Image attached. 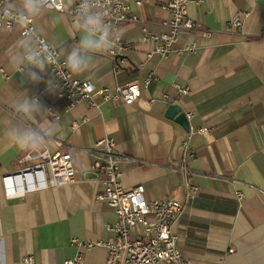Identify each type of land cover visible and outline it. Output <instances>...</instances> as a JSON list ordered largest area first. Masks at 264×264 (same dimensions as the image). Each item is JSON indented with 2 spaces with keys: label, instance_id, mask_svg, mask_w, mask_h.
I'll return each instance as SVG.
<instances>
[{
  "label": "crops",
  "instance_id": "1",
  "mask_svg": "<svg viewBox=\"0 0 264 264\" xmlns=\"http://www.w3.org/2000/svg\"><path fill=\"white\" fill-rule=\"evenodd\" d=\"M168 1L130 2L138 20L121 24L115 36L134 46L118 61L110 52L100 55L95 68L74 76L99 91L155 75L132 105L97 96V106L70 109L59 89L47 91L46 81L55 78L51 68L40 83L21 86L24 29L0 26V264H24L28 256L35 264H64L79 255L82 264H109L108 248L93 244L117 237L107 229L117 215L95 198L106 176L95 174L87 152L106 136L129 159L121 165L126 188L144 185L148 202L185 203L173 230L186 258L194 264H264V0H191L197 27L181 32L168 58H148L153 45L142 42L143 29L168 31ZM5 3L0 0V9ZM70 8L61 24L51 20L59 13L47 10L34 25L63 60L79 42ZM237 16L240 30L231 23ZM25 91L58 112V119L48 113L44 121L63 125L56 140L64 145L46 142L40 150L70 152L78 181L9 200L2 175L25 167L30 152L11 135L15 124L29 123L13 108ZM171 105L188 115L190 132L167 117Z\"/></svg>",
  "mask_w": 264,
  "mask_h": 264
},
{
  "label": "built area",
  "instance_id": "2",
  "mask_svg": "<svg viewBox=\"0 0 264 264\" xmlns=\"http://www.w3.org/2000/svg\"><path fill=\"white\" fill-rule=\"evenodd\" d=\"M132 1L137 6H141L145 0H99L100 9L106 12V22L111 24L115 31L125 22L138 20L130 10L129 5ZM78 4L69 9V14L74 18L75 8ZM49 5L48 10L57 11L52 6L53 0H49ZM190 5L191 0H169L164 6L170 13V18L165 23L169 28L168 31L155 34L146 28L143 29L142 42L153 45V49L146 55L148 58L154 56L168 58L181 32L192 31L197 27L195 19L189 14ZM2 10L0 9V26L12 27L15 23L14 18H5ZM231 23L239 30L243 27V21L238 16L233 18ZM34 25L35 22L30 26L34 27ZM42 38L48 41L44 35ZM133 46L131 43L117 40L110 55L115 61H118L122 53ZM195 48L193 46L188 50L192 52ZM55 51L58 64L53 65L51 70L55 75L57 89L61 91L60 96L69 100L68 107L70 109L80 104H87L90 107L97 106V96H100L104 102L132 105L142 96L144 89H148L156 79L155 75L150 74L143 78L141 84L114 88L104 87L96 91L90 81L80 80L69 73L63 67L64 60L61 59L60 53L56 49ZM56 71L63 73L64 79H59L56 76ZM178 88L181 95L188 93L187 88ZM164 98L167 99L168 95H165ZM48 109L52 112L49 113L50 116L55 119L59 118V114L53 106ZM74 126L79 128L80 124L75 123ZM53 142L58 148L64 145L59 140H53ZM87 152L93 156L92 167L95 174L106 176L102 183L103 190L97 195V200L112 208L117 215V221L107 225V229L114 231L117 237L93 244L108 248L109 264H193L192 260L186 258L180 251L179 237L173 230V225L180 217L185 203L179 200L147 202L144 196L146 190L143 185L125 189L121 182L123 176L121 165L129 159L118 152L117 143L112 137H103L93 149ZM22 162L27 165L17 171L2 175L4 194L9 200L22 198L26 193L41 191L47 187L55 188L68 185L76 179L73 157L68 152H52L45 147L44 150L30 151ZM195 193L196 189L190 187L189 197L193 198ZM82 261L83 258L79 255L73 260L66 261L65 264H82ZM24 264H35L34 258L26 257Z\"/></svg>",
  "mask_w": 264,
  "mask_h": 264
},
{
  "label": "clouds",
  "instance_id": "3",
  "mask_svg": "<svg viewBox=\"0 0 264 264\" xmlns=\"http://www.w3.org/2000/svg\"><path fill=\"white\" fill-rule=\"evenodd\" d=\"M75 3L76 0H53L52 6L59 14L51 18L52 22L61 24L64 19L63 12ZM49 7V0H19V4L15 0H6L2 10L5 18H14L15 23L24 29L20 41L21 86L29 82L40 83L47 74V69L58 64L55 49L42 38L39 28L30 26L42 18ZM74 15L79 42L68 51L63 67L72 75L79 76L95 68L99 56L110 52L115 47L118 37L115 36L113 26L106 22V12L100 9L99 0H79ZM56 76L64 79L63 73L56 71ZM46 84L47 91L51 93L56 91L55 78H49ZM13 108L29 122L17 123L11 128V135L20 150L39 151L46 142L63 137V125L58 121H44L45 115L52 113L51 110L38 98L29 96L26 91L20 94Z\"/></svg>",
  "mask_w": 264,
  "mask_h": 264
},
{
  "label": "water",
  "instance_id": "4",
  "mask_svg": "<svg viewBox=\"0 0 264 264\" xmlns=\"http://www.w3.org/2000/svg\"><path fill=\"white\" fill-rule=\"evenodd\" d=\"M167 117L182 125L187 132L191 131L188 115L183 112L181 106L171 105L167 111Z\"/></svg>",
  "mask_w": 264,
  "mask_h": 264
},
{
  "label": "bare ground",
  "instance_id": "5",
  "mask_svg": "<svg viewBox=\"0 0 264 264\" xmlns=\"http://www.w3.org/2000/svg\"><path fill=\"white\" fill-rule=\"evenodd\" d=\"M68 153H70V152H68ZM70 154H71V153H70ZM71 155H72V154H71ZM123 174H124V172H123ZM122 178H123V176H122ZM122 178H121V182H122ZM105 179H106V178H105ZM105 179H104V180H105ZM104 180H103V181H104ZM77 181H78V180H77V174H76V179H74V182L69 183L68 185L75 184V183H77ZM102 183H103V182H102ZM122 185H123V183H122ZM64 186H66V185H64ZM143 186H144V185H143ZM59 187H63V186H59ZM123 187H124L125 189H133V188H135V187H132V188H126L124 185H123ZM136 187H137V186H136ZM144 187H145V186H144ZM48 189H51V188L47 187V188L44 189V190H48ZM44 190H41V191H44ZM102 190H103V184H102ZM145 190H146V188H145ZM41 191H36V192H41ZM101 192H102V191H100L99 193H101ZM29 193H35V192H29ZM99 193H98V194H99ZM145 193H146V191H145ZM26 194H27V193H26ZM26 194H25V195H26ZM98 194H96V197H95L96 200H97V195H98ZM25 195H24V196H25ZM24 196H23V197H24ZM144 196H145V195H144ZM97 201H98V200H97ZM146 201H147V200H146ZM152 201H159V200H152ZM166 201H169V200H166ZM98 202H99V201H98ZM147 202H148V201H147ZM150 219H151V218H150ZM110 231H111V230H110ZM75 258H77V257H75ZM75 258H73V259H75ZM73 259H69V260H73ZM69 260H67V261H69ZM108 260H109V258H108ZM65 263H66V262H65ZM65 263H64V264H65ZM193 264H194V263H193Z\"/></svg>",
  "mask_w": 264,
  "mask_h": 264
}]
</instances>
